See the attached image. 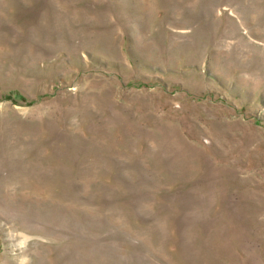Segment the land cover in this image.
<instances>
[{
    "label": "rangeland",
    "instance_id": "374dc122",
    "mask_svg": "<svg viewBox=\"0 0 264 264\" xmlns=\"http://www.w3.org/2000/svg\"><path fill=\"white\" fill-rule=\"evenodd\" d=\"M0 264H264V0H0Z\"/></svg>",
    "mask_w": 264,
    "mask_h": 264
}]
</instances>
